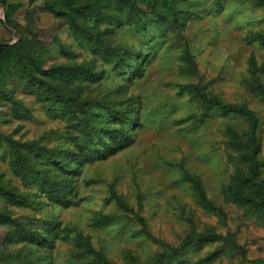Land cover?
I'll use <instances>...</instances> for the list:
<instances>
[{
	"label": "rangeland",
	"instance_id": "obj_1",
	"mask_svg": "<svg viewBox=\"0 0 264 264\" xmlns=\"http://www.w3.org/2000/svg\"><path fill=\"white\" fill-rule=\"evenodd\" d=\"M0 264H264V0H0Z\"/></svg>",
	"mask_w": 264,
	"mask_h": 264
},
{
	"label": "trees",
	"instance_id": "obj_2",
	"mask_svg": "<svg viewBox=\"0 0 264 264\" xmlns=\"http://www.w3.org/2000/svg\"><path fill=\"white\" fill-rule=\"evenodd\" d=\"M132 1V0H131ZM196 88V87H195ZM230 107V105H226V104H224L223 105V108H229ZM119 204L122 206V207H125V208H127V206L124 204V203H122V202H119Z\"/></svg>",
	"mask_w": 264,
	"mask_h": 264
}]
</instances>
